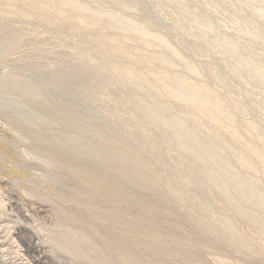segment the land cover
<instances>
[{"label": "rangeland", "instance_id": "374dc122", "mask_svg": "<svg viewBox=\"0 0 264 264\" xmlns=\"http://www.w3.org/2000/svg\"><path fill=\"white\" fill-rule=\"evenodd\" d=\"M0 219V264H264V0H0Z\"/></svg>", "mask_w": 264, "mask_h": 264}, {"label": "bare ground", "instance_id": "6f19581e", "mask_svg": "<svg viewBox=\"0 0 264 264\" xmlns=\"http://www.w3.org/2000/svg\"><path fill=\"white\" fill-rule=\"evenodd\" d=\"M91 175H92V174H91ZM87 181H88V180H87ZM90 182H91V181H90ZM97 183H98V182H97ZM88 184H90V183H88ZM99 184H100V183H99ZM90 185H91V184H90ZM92 185H94L96 188H97V186H98V184H96L95 181L92 182ZM107 185H108V184H107ZM103 186H104V184H103ZM105 187H106L105 189H107L108 186H105ZM110 187H111V186H110ZM108 188H109V187H108ZM111 188H112V187H111ZM112 189H113V188H112ZM101 191H102V190H101ZM107 191H108V190H107ZM110 191H111V190H110ZM113 191H114V189H113ZM116 191H117V190H116ZM111 192H112V191H111ZM111 192H110V193H111ZM112 193H115V192H112ZM116 193H117V192H116ZM121 193H122V192L120 191L119 194H120V196L122 197V196H123V193H122V194H121ZM113 195H114V194H113ZM126 197H127V196H126ZM128 201H129V200H128ZM79 202H80V201H79ZM79 202H78V203H79ZM126 203H127V202H126ZM127 207H128V206H127ZM3 211H4V210H3ZM9 214H10V213H9ZM2 215H3V214H2ZM24 215H25V214H24ZM46 216H47V215H46ZM0 220H1V219H0ZM2 221H3V220H2ZM2 221H0V222H2ZM129 223H130V222H129ZM2 227H3V226H2ZM35 230H36V229H35ZM33 232H34V231H33ZM34 233H35V232H34ZM1 236H2V234H1ZM1 236H0V237H1ZM21 237H22V236H21ZM0 242H1V241H0ZM2 243H3V242H2ZM1 246H2V245H1ZM29 247H30V246H29ZM124 247H125V246H124ZM29 250H30V249H29ZM29 250H28V251H29ZM31 250H32V249H31ZM12 251H13V250H12ZM6 253H7V252H6ZM16 253H17V252H16ZM16 253H14V254H16ZM3 262H4V261H3ZM5 264H6V263H5ZM18 264H19V263H18Z\"/></svg>", "mask_w": 264, "mask_h": 264}]
</instances>
